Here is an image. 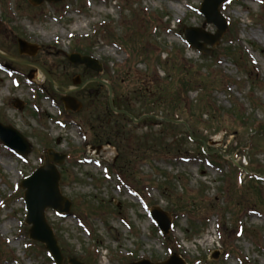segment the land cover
Wrapping results in <instances>:
<instances>
[{"label":"rangeland","instance_id":"374dc122","mask_svg":"<svg viewBox=\"0 0 264 264\" xmlns=\"http://www.w3.org/2000/svg\"><path fill=\"white\" fill-rule=\"evenodd\" d=\"M201 1L64 0L34 7L27 0H0V51L42 65L54 79L51 85L36 69L29 80L27 74L35 66L0 56V122L17 129L31 145L20 156L0 141V264H54L45 248L29 246L23 190L18 187L24 175L43 163L49 148L67 155L55 166L61 173L60 192L71 207L61 215L45 209L63 264H68V257L88 264H129L133 256L154 262L166 259L171 252L149 215L152 206L171 215L166 237L188 264L196 257L203 259L200 264H264V181L253 188L246 186L243 176L244 189L228 193L234 182L228 162L221 170L202 161L198 151L204 141L205 149L225 160L240 166L250 157L251 167L264 171V140L251 153L245 148L254 133L246 122L264 125V3H223L219 9L233 27L228 26L207 54L189 46L181 33L190 26L214 33L215 27L204 23L198 11ZM16 37L30 39L39 50L32 56L20 55ZM229 45L236 48L238 58L229 56ZM75 47L81 53L88 50L102 72L69 63L66 53ZM131 49L138 55L130 57ZM175 59L189 69L198 68L196 77L208 72L211 80H224L210 90L221 118L214 114L209 130L206 115L190 127L199 144L187 141L189 131L184 127L169 131L144 120L115 128L110 127L112 122L100 124L97 114L104 115L108 101L104 83L72 92L81 103L79 111L66 110L60 99L76 76L81 80L95 76L112 86L113 99L127 104L135 117L147 106L152 107L150 114L161 116L170 110L172 100L158 102L156 87L176 79L169 66ZM199 94L194 83L193 90L181 95L188 100L198 96L199 101ZM16 100L22 103L20 108ZM233 106L245 122L230 116ZM187 112L182 108L175 116L184 119ZM149 144L162 152L148 153ZM175 145L187 151L185 157L165 156ZM15 187L20 191L14 192ZM186 190L197 200L196 210L176 217L167 196ZM237 200L241 204L232 205Z\"/></svg>","mask_w":264,"mask_h":264},{"label":"water","instance_id":"95a60500","mask_svg":"<svg viewBox=\"0 0 264 264\" xmlns=\"http://www.w3.org/2000/svg\"><path fill=\"white\" fill-rule=\"evenodd\" d=\"M32 5L41 4L44 0H28ZM48 2H58L60 0H46ZM226 0H203L200 5V12L205 17L204 23H213L216 27L215 33L204 32L200 28L187 27L184 29L186 41L203 53H210V48H205L206 44L214 46L218 43L227 29V23L219 12V6ZM19 52L33 54L36 47L19 40ZM68 60L75 64H85L87 67L101 71V65L91 56L71 53ZM47 76V75H46ZM48 77V76H47ZM49 78V77H48ZM50 79V78H49ZM101 81V80H99ZM102 82V81H101ZM77 83V80H74ZM109 87V102L112 106L111 89ZM68 90L67 92H69ZM64 104L67 108L77 110L80 104L71 96L63 97ZM0 139L10 149L25 155L30 150V144L14 128L0 124ZM65 155H58L49 149L46 152L44 164L38 167L31 175L25 177L20 182V187L24 189L23 198L27 211L25 222L31 224L29 228V237L31 239L44 243L45 248L49 251L56 264H62L61 255L56 238L49 225L46 223L44 210L52 208L59 213L68 212L70 201L59 192L58 182L59 173L53 163H62ZM52 161L53 163H51ZM150 214L157 222V225L163 233H168L171 218L169 214L159 207H152ZM68 264H84L75 258H68ZM130 264H186L183 258L177 253H172L166 260L161 262H151L148 259H141Z\"/></svg>","mask_w":264,"mask_h":264},{"label":"trees","instance_id":"16d2710c","mask_svg":"<svg viewBox=\"0 0 264 264\" xmlns=\"http://www.w3.org/2000/svg\"><path fill=\"white\" fill-rule=\"evenodd\" d=\"M231 27H233V24H231ZM226 49H228L229 52V56L231 58L234 59L235 55V59L238 58L239 53L236 51V48L229 45L228 47H226ZM138 50L135 49H131V54L130 57H134L135 55H138ZM238 54V55H236ZM237 56V57H236ZM157 60H160V57H156ZM168 62V58L165 59V61H163L164 64H166ZM169 66L171 67V70L176 74V79L174 81H168L169 83H167L166 85H159V82L157 83V87H156V93H158V99L157 101L159 102V98L162 101H171V107L170 110H164L161 116L171 119V120H175V119H180L181 117L175 116L176 112L180 109H184V110H188L187 114L188 116H184L183 121H185L189 127L193 128V123L194 122H199L201 117L203 115H206V120H205V128L206 130H209L210 128L214 127L212 125V121H213V116L214 114H218L217 109L215 108V101L210 93L211 88H213L214 84H220V80L222 79H218V80H211L209 78V73L207 72L206 74H202L199 76H195L196 72L198 70V68L196 70H192L187 68L184 64H182L181 62L176 61L175 62H170ZM167 77H165L166 79ZM224 83V80H222ZM170 83L173 84V88H171ZM196 84L197 88L200 89V98L199 101L197 100V97L195 98V100H191L188 98H183L181 94H188L189 91L193 90V84ZM228 84V83H226ZM172 90V91H171ZM139 93V92H138ZM141 93V92H140ZM143 93V92H142ZM141 93V94H142ZM202 99H204V103H202ZM161 101V102H162ZM201 102L199 104H201V106H199V104L197 105L196 103ZM149 102L145 103V106L148 105ZM152 107H146V110H144V113L146 112H151ZM215 108V109H214ZM126 110H128L129 112L133 113L132 109L126 108ZM111 113V112H110ZM229 114L231 117H234L235 119L241 121L242 123L245 122L244 120L246 118H244L245 116L242 115L241 113L238 112L237 108H235L234 106L232 108L229 109ZM120 117H124L123 115H119ZM218 119L221 118V114L217 115ZM145 121L149 120V121H153L152 118H146L144 119ZM221 122V120H219ZM113 123H115V126H113ZM112 126L110 125V127L115 128V127H119V126H123L124 124L122 122L113 120ZM246 126L250 129L253 130V134L250 138V144L246 145V148L248 152H252V150H254L258 144L259 141L264 140V125L261 123L260 125H253L250 124V121H247ZM159 126H164L165 129L169 130V131H174L180 127H183L180 124H174L172 122H165V121H159L158 122ZM244 125V124H243ZM245 126V125H244ZM109 129V126L106 127V129ZM216 128V127H215ZM218 128V127H217ZM217 128L215 130H217ZM224 128V127H223ZM219 129V128H218ZM111 129H109L110 131ZM129 131V130H128ZM192 137L195 139L193 142H195L196 144L199 142H197V137L196 134L193 132L192 133ZM204 138V137H203ZM186 139L187 141H190L189 136L186 134ZM159 140V138H158ZM146 145H148L147 143H145ZM167 147L171 146V143L167 142L165 144ZM156 145L152 144V146L149 144L148 147H146V150L148 153H155V154H159L160 152H162V150L159 148V146L157 145V148H155ZM162 148V147H161ZM198 151L199 153L204 157L205 160H207L208 162L212 163V164H217L221 169L223 168L222 165L225 161V159L218 153H213L212 151H208V153H205L200 147H198ZM146 152V153H147ZM187 151H183V150H179V148H176V145L174 147L173 150H171V148H167V152L165 153L166 157L169 156H181L184 153H186ZM173 154V155H172ZM249 160L247 162V173L244 175L245 176V180H246V186L249 185V187H255L256 185H258L260 183V180L258 179L259 175L264 174L263 170H256L254 167H251L252 161L250 160V157H248ZM231 164V163H230ZM121 166V165H120ZM121 168V167H119ZM230 170H231V174H232V178H233V187H229L227 189L228 193H233L236 191L237 188H243L244 187V179H241V175L243 174V171H240L239 169H237L234 165H230ZM161 184V183H159ZM159 188V185H158ZM244 189V188H243ZM169 191V190H168ZM186 192H188L187 190L185 192H182V194L180 196H173V197H169L170 202L172 203V211L175 215H177V217H179L180 215H186V214H194L195 212V206H196V202L197 200H195L193 197L188 196L186 194ZM200 203L204 204L205 201L199 200ZM206 204L208 205V202H206ZM240 205V201L237 200L236 202H233L232 205ZM257 204V203H256ZM262 203H259L257 205H261ZM42 247V246H41ZM165 247L167 249H171L172 251L174 250V248L170 247V245H168V243L165 242ZM5 257V256H4Z\"/></svg>","mask_w":264,"mask_h":264},{"label":"flooded vegetation","instance_id":"af4514ba","mask_svg":"<svg viewBox=\"0 0 264 264\" xmlns=\"http://www.w3.org/2000/svg\"><path fill=\"white\" fill-rule=\"evenodd\" d=\"M27 62H28V60H27ZM30 65H33V66H42V65H40V64H38V63H34V62H28ZM43 67V66H42ZM43 68H45V67H43ZM46 69V68H45ZM47 70V69H46ZM34 72H35V70H33ZM47 72L49 73V74H51L48 70H47ZM90 77H94V76H88L87 78H90ZM86 78V79H87ZM85 80V79H84ZM84 80H82V81H84ZM86 87V86H85ZM85 87H83L81 90H84V88Z\"/></svg>","mask_w":264,"mask_h":264}]
</instances>
